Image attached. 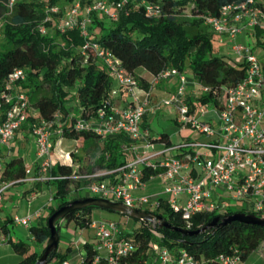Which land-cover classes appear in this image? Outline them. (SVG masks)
<instances>
[{"label":"built area","instance_id":"obj_1","mask_svg":"<svg viewBox=\"0 0 264 264\" xmlns=\"http://www.w3.org/2000/svg\"><path fill=\"white\" fill-rule=\"evenodd\" d=\"M14 1L9 0V5L12 6ZM126 3L127 0H94L83 6L77 0L59 21L58 28L62 31L79 28L86 39L81 45L84 59H88L90 55L101 59L110 75L117 79L130 96L122 107L107 101L98 108L96 117L77 116L74 120L75 127L94 131L102 138H122L127 135L128 138L120 139V149L132 151L134 157L119 165H103L93 171H73L69 174L51 172L48 178L80 180L83 183L80 189H85L90 195L154 210L152 207L157 209L161 206V196L134 193L135 189L146 186L145 169H150L151 175L163 176L164 192L169 194L167 202L173 208L180 209L182 217L187 221L199 212L225 211L229 197L246 200V210L264 214V60L258 55L259 46H250L244 42L232 45L240 61L245 63L246 73L237 83L223 84L214 90L218 101L210 109L215 113L216 119L203 118L207 112L203 107L199 108L200 114H196L199 110L197 104L193 112L187 95L190 83L188 76L177 67H166L153 74L149 86L144 88V97L140 98L139 78L123 66L122 59L110 48L89 39L93 10L116 20ZM137 5H143L148 15L158 16L162 12L159 3L140 0ZM50 8L53 11L58 9L57 6ZM194 9L196 4L193 1L191 7L184 11L191 15ZM204 20L221 36V40L224 35L234 39L248 29H264V0L231 1L225 3L217 14H204ZM172 76L178 80L177 88L170 92V96L163 97L159 104H174L178 122L196 128L200 133L211 136V139L204 141L189 138L177 142L154 140L150 129L142 126L154 87ZM26 78L27 68L15 67L9 73L5 88L0 93V109L3 103L9 104L0 120V145L10 143L16 131L28 120L32 105L20 84ZM196 83L202 86L204 92L211 89L210 85L202 84L197 78L193 80L194 86ZM116 91L114 88L111 93ZM191 95L199 97L196 86ZM62 116L59 112L51 118L39 116L32 126L40 158L37 167L43 173L56 163L72 165L71 152L61 150L56 156L53 152L55 132L64 137L66 121H62ZM156 144L159 147L155 152L143 157V152L155 149ZM104 155L108 159L110 152L105 151ZM98 156L100 152L97 153ZM3 169L4 159L0 152V172ZM26 171L29 173L30 169L27 168ZM113 172H117L118 176L111 179L108 176ZM32 177L39 179L42 175ZM24 178L26 176L2 181L0 197L9 185ZM36 214L39 215V212ZM31 218L32 215L13 217L14 221L27 226L30 225ZM90 224L95 229L96 238L92 243L96 251L92 264H135L133 257L136 256L138 247V239L132 235L135 224L129 226L115 218L92 219ZM9 237L0 221V240H7ZM141 254L149 264H207L204 258L197 257L186 247H172L154 237H150ZM83 257L84 253L75 259L66 258L63 264H82ZM216 260V264H243L244 258L235 249L219 253Z\"/></svg>","mask_w":264,"mask_h":264},{"label":"trees","instance_id":"obj_2","mask_svg":"<svg viewBox=\"0 0 264 264\" xmlns=\"http://www.w3.org/2000/svg\"><path fill=\"white\" fill-rule=\"evenodd\" d=\"M77 0H15L9 5V0H0V20L3 19L4 37L6 42L0 48V93L5 88L9 73L18 66L27 68V78L21 81L22 88L26 91L33 109L37 111V117L51 118L57 111H63L67 121L64 124L63 136L85 138L89 140L86 145V155L93 151L98 156L102 165L116 166L128 160V157L119 148L120 139L128 138L123 135L102 137L91 130L77 129L74 120L81 115L86 118L96 117L100 106L111 100V91L116 81L104 62L90 55L84 59L81 53V45L85 37L79 28H69L65 31L57 29L55 33H43L40 29L42 23L49 25L47 19L51 6L58 5L62 8ZM85 6L94 0H80ZM140 0H127L126 6L134 7L127 12L125 9L119 14L115 22H107L104 13L93 10L89 39L98 41L103 46L110 48L122 59L123 66L133 72L144 87L149 86L146 76L136 72L138 67H144L152 74H156L166 67H177L186 72L190 66L194 76L205 85H210L208 93L190 100L196 105V101L206 102L218 99L214 96V90L223 84L232 85L241 80L246 73V65L241 61H234L225 55L212 52L211 26L205 22L204 14H217L220 8L228 2L240 0H193L196 4L191 15L179 16L180 8L177 5L187 0H146L159 3L162 12L158 16L148 15L143 5H137ZM126 8V7H125ZM213 30V29H212ZM261 29L257 28L259 46H264L261 40ZM64 43L69 45L68 49ZM60 44L63 46H60ZM191 47H195L191 50ZM66 56L61 66L62 58ZM61 66V67H60ZM37 82H33L34 79ZM76 87V99L78 107L70 113L67 103L69 87ZM3 103L0 109V120L8 107ZM70 115V116H69ZM28 119L35 121L38 118ZM154 140L163 139L171 141L167 131L152 135ZM105 151L110 152V157L105 158ZM74 167L70 164L56 163L51 168L52 173H72ZM152 170L145 169V176ZM4 176L7 180H16L27 175L24 158L21 155L10 156L4 161ZM56 185V204L50 209V214L59 206L80 196L67 197L69 185L73 182L68 178L53 180ZM81 183L80 180H74ZM162 203L157 212L177 226L197 228L215 215H226L235 211L252 212L246 209H232L225 211L199 212L192 216L190 221L182 217L180 209H175L162 198ZM98 206H86L70 211L65 218L74 221L80 226L89 225L92 221L91 210ZM148 209V208H145ZM112 210V209H110ZM48 217L43 224H31L29 229L35 240L47 242L50 235ZM139 223L133 227L132 235L138 239L137 254L133 258L135 264H149L145 261L141 252L148 244L150 237L159 239L168 245L186 247L199 258H204L207 264H216V257L221 252H230L238 249L242 258L247 256L264 241V225L246 223L240 220H231L219 226L214 232L207 229L199 234H182L170 227L154 228L150 222L134 218ZM9 221L13 219H8ZM8 221L3 228L8 230ZM59 228V222H58ZM11 236L9 237V240ZM14 247L19 252L25 253V243L13 241ZM42 247V251L45 248ZM82 264H92L95 248L92 243L86 241ZM33 249L20 260L19 264H32L42 253ZM68 251L61 252L58 248L51 254L47 264H63Z\"/></svg>","mask_w":264,"mask_h":264},{"label":"rangeland","instance_id":"obj_3","mask_svg":"<svg viewBox=\"0 0 264 264\" xmlns=\"http://www.w3.org/2000/svg\"><path fill=\"white\" fill-rule=\"evenodd\" d=\"M110 2L118 1V0H109ZM193 0H187L184 3L178 4L177 9L180 8L179 16L184 17L185 15H188L184 9H189L192 5ZM72 2L67 5H64L62 8L58 7V9L54 12H57V15H53L51 13L48 14L47 19L51 21L49 25L46 23H42L40 25V29L43 33H55L58 28V23L62 19L63 16H65L67 10L70 8ZM127 4V3H126ZM126 7V8H125ZM124 9L127 12H130V10L134 7L133 5H125ZM53 11V10H51ZM122 11V10H121ZM120 11V12H121ZM84 13V11H83ZM103 16L106 18L107 22H111L112 19L107 15L103 14ZM116 20L113 19L112 22H115ZM3 19L1 20L0 25V48L1 44L5 43V37L4 33L2 31L3 28ZM211 34V41H212V52L214 54L219 55H225L227 58L234 60V61H240V58L237 56V54L232 49V45L235 42H244L246 44H249L250 46H259L258 44V38L255 33V29H248L236 36V38L231 39L229 36L224 35L223 39L221 40V36L216 34L212 29ZM261 40L264 41V29H261ZM60 46H63V44ZM66 49H68L69 45L64 43V46ZM260 47V46H259ZM195 47H191V50H194ZM258 55L260 57H263L264 60V46H261L260 49H258ZM62 62L60 63L61 66L64 64L65 60L67 59L66 56L62 58ZM60 66V67H61ZM186 74L188 76V80H193V72L190 66H187ZM37 78L34 79V83L37 82ZM196 91L198 96H202L203 94H206L208 92H204L203 88L200 84H195ZM171 93H164V97L170 96ZM194 98H198L194 96ZM155 102V101H154ZM67 103L70 107V113H73L76 111V108L79 106L78 101L76 99V87L71 86L69 87V98L67 100ZM214 100L210 99L206 102L198 101L197 107L198 109L203 107L207 112L203 116V118L210 119L212 116H215V113L210 109L214 106ZM161 107H164V104H162ZM166 109H160L159 111L149 112L148 114V120H149V128L151 130L152 135H157L159 132L167 131L168 133L173 136V138L176 140L178 139L179 135L181 137L189 136L191 139H197L203 137V134H201L196 128L190 126V125H183L176 121V108L174 104L166 105ZM150 108V107H149ZM151 109V108H150ZM153 111V110H152ZM62 116V121H67L65 118V114L63 111H57ZM31 118L34 120V118L37 117L36 111L33 109V107L30 110ZM196 114H200V109L196 112ZM70 116V115H69ZM177 129H182L180 133H176ZM36 140L32 138L29 139L28 142H24L23 144H20L16 153H22L25 157V164L27 167H32L31 165L34 163L36 156H37V144L35 142ZM79 144L82 145V142L80 141ZM81 145H77L76 141L73 140L72 142H65L63 144L64 151H70L72 149H75L80 154H83V151L86 153V147H83ZM155 149L148 150L143 152V157L149 156L155 152V150L159 147L157 144L155 145ZM142 150V147L140 148V151ZM75 157H73L74 162H78L80 160L79 155L75 152ZM131 157H134L132 155ZM86 160L89 163L88 167H92V169H87V171H93L100 169L101 166H103L100 162L98 157L94 154L93 151L89 152L87 154ZM29 162V163H27ZM86 171V169H85ZM83 183H78L77 181H73L69 185L67 197L71 196H80L81 194L90 195L87 193L85 189H80V186ZM35 185V181L32 179H28L27 182L12 184L10 188L7 189V203L4 201H0V204H3V211H0V218L4 216V214L11 215L15 212H18L20 215L24 214L27 208H36L41 206L44 202L48 200L49 197L52 196L51 192L46 189L44 192L39 194L38 197L30 198L28 196H23L20 194H17L13 197H11V193H13L16 189L21 190H27L28 188H32V186ZM47 188V187H46ZM146 193L150 194L149 191H146ZM57 200V199H56ZM57 202V201H55ZM247 201L246 200H236L232 198H227V206L232 209H247ZM144 207V206H142ZM39 209L42 210V212H48L49 209L46 207V205L40 207ZM152 209H156L155 207H152ZM157 211V209H156ZM34 211L31 213V223L32 224H38L39 220L34 217L35 215ZM91 216L92 219H98V218H115L119 219L123 222H126L127 225L133 226L136 223H139L136 219L133 217L128 216L127 214L120 213L115 210H110L103 207H94L91 210ZM48 213L45 217V221L47 220ZM11 234V239L7 240H0V264H19L20 260L26 255V253L31 252L33 249H36L38 252L42 251V247L47 242H40L35 240L33 234L29 230V226L24 225L22 223L12 221L9 223L8 226ZM59 244H58V250L61 252L68 251L67 257L71 259H75L78 257L79 254L85 252V245L84 243L86 241L90 243H94L96 241L95 238V229L94 227L89 224L86 226H80L75 224L74 221H69L65 217L62 218L59 221ZM13 241H22L25 243V253L19 252L15 249ZM243 264H264V241L259 245L258 248L254 249L248 256L242 261Z\"/></svg>","mask_w":264,"mask_h":264},{"label":"crops","instance_id":"obj_4","mask_svg":"<svg viewBox=\"0 0 264 264\" xmlns=\"http://www.w3.org/2000/svg\"><path fill=\"white\" fill-rule=\"evenodd\" d=\"M258 29H260V28H258ZM256 32H257V29H255V33ZM259 49H260V47H259ZM136 72L139 75L146 76L148 81L153 76V74L151 72H149L147 69H145L144 67H138L136 69ZM194 79H196V77L193 74V80ZM193 80L189 81L190 83H189V86L187 87V95H188V101L189 102H190L191 98L194 99V96L191 95L192 91L194 90V87H195L194 84H193ZM115 81H116V84H115L114 88L117 89V91L115 93L111 94V100H112L113 104H116L117 106H121L122 107V106H124V104H126L129 101L130 96L120 86V84L118 83L116 78H115ZM177 84H178V80L176 79L175 76H172V77L163 79L159 84H157L154 87L153 92H152V98L149 101V103L147 104V107H146L147 110H146V113L144 114V117H143V121H142V126L143 127H148L149 128V120H148L149 112H154V111L157 112L160 109L168 108V107H166V105H164V107H161L162 104H159V103H160L161 99L164 97L163 96L164 93H170V92H173V91L176 90ZM144 88L145 87L141 84V88L138 89V94H139L140 98H143L144 95H145ZM197 103L198 102L196 101V104ZM191 104H192V107H193L192 110H193V112H195L196 109H194V107L196 105L193 104V103H191ZM36 113H37V111H36ZM175 114H176V116H175L176 117V121L178 122V120H177V112ZM37 118H39V117H37ZM210 119H216V115L212 116ZM36 121H37V119L35 121H31L30 119H28L16 131V135H15L14 139L10 143L5 144V145H0V152H1L2 156H3L4 161H6L10 156H13V155H21L24 158V160H25L24 155L22 153H16V151H17V149H18L20 144H23L24 142H28L30 138L33 137V139L35 140V135H34V133L32 131V126H33V124ZM180 131H182V129H177L176 133L179 134ZM150 134H151V130H150ZM201 134H203V137L200 138V140H204L205 141V140L211 139V136H208V135H206L204 133H201ZM170 138H171L172 142H177V141H180L182 139H189L190 137L189 136L181 137L179 135L178 139L175 140L173 138V136H171V134H170ZM103 139L104 138H102V142H104ZM73 140L76 141L77 145H81V144H79V142L81 141L82 145H83V146L81 145L82 148L86 147V145L89 142V140H85V138L78 139V138L66 137V136L60 137V135L57 132H55V134H54V148H53V152H54L55 156L58 155L61 150H64L63 149L64 148L63 144L65 142H69L70 143ZM119 148H120V143H119ZM121 151L124 153V155H126L128 157V159L133 158V157H131L132 155H134V153L132 151H130V150H126V151L121 150ZM68 152H71V162H72V166L74 167V171H85V169L87 171V169L88 170L92 169V167H88L89 163L86 160L87 155H86V153L84 151H83V154L78 153L77 151H75V149H72V150H70ZM75 152L80 157V160L78 162H76V163L73 160V157H75V155H74ZM36 153H37V151H36ZM39 160H40V158H39V156L37 154L34 163L31 165L32 167H27L26 164H25L26 169L27 168L30 169V172L27 173L26 178H24L23 180L15 181V182L12 183V184L22 183V182H27L28 179H32L33 181H35V185L32 186V188H28L27 190L16 189L13 193H11V197L21 193V195H23V196L25 195V196H28L30 198H35V197H38L39 194L42 193V191L44 192L46 189H48L51 192L52 196L49 197L48 200L46 202H44L41 206H39V208L44 206V205H46V207L50 211V209L56 204L55 201H57L56 197H55L56 185H55V182L53 181L55 179L48 178V174L51 173V168L52 167L45 173L41 172L40 167H37L38 164H39ZM27 163H29V162H27ZM66 164H69V163H66ZM35 175H42V178L35 179V178L32 177V176H35ZM117 176H118V173L117 172H113L108 177H110L111 179H114ZM4 180H7V179L5 178L3 170H2V172H0V184ZM164 183L165 182H164L163 176L149 174L148 176H146V186L144 188L135 189L134 193L142 194V193H146V191H149L150 194H152V195H154L156 197L161 196L162 198H169V194L164 192ZM12 184L9 185L3 191L2 196L0 197V201L1 202L6 200L5 202L7 203V189L10 188L12 186ZM219 196H221V195H219ZM223 196H225V195H223ZM39 208L38 207H36V208H27L25 213L21 214V216L31 215V213L36 211L34 217H36L39 220L38 224H43V223H45V217H46L47 213L49 214V211L48 212H46V211L42 212V210L39 209ZM0 211H3V204H0ZM37 212H39V215L36 214ZM15 215H20V214L18 212H15L14 214H11V215L4 214V216H2L0 218V221L2 222V224H4L5 221H8V225H7V227H8L9 223L14 221L13 217ZM10 218L13 219V220L9 221L8 219H10ZM31 224L32 223L30 222V225ZM30 225H28V226H30ZM4 232L6 234H8L9 236H11L9 228H8V230L4 229Z\"/></svg>","mask_w":264,"mask_h":264},{"label":"water","instance_id":"obj_5","mask_svg":"<svg viewBox=\"0 0 264 264\" xmlns=\"http://www.w3.org/2000/svg\"><path fill=\"white\" fill-rule=\"evenodd\" d=\"M92 205L112 209L120 213L127 214L130 217L137 218L145 222H150L154 228L170 227L174 230L182 232V234H199L200 232H204L207 229H212L214 232L219 226L231 220H240L246 223L264 225V214L235 211L223 216L215 215L210 221L197 228L177 226L172 224L157 211L131 206L123 201L114 200L99 195H86L71 199L69 202L59 206L50 214L48 217V226L50 228L49 238L44 250L32 264H47L49 262L51 254L58 248L59 244L60 233L58 222L64 218L67 213L74 209Z\"/></svg>","mask_w":264,"mask_h":264}]
</instances>
